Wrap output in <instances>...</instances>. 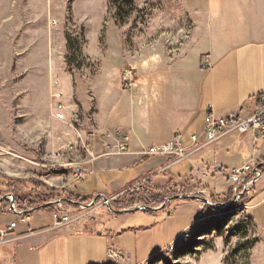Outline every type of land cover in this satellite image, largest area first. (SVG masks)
Segmentation results:
<instances>
[{
	"label": "crops",
	"instance_id": "0c3cea01",
	"mask_svg": "<svg viewBox=\"0 0 264 264\" xmlns=\"http://www.w3.org/2000/svg\"><path fill=\"white\" fill-rule=\"evenodd\" d=\"M179 1L183 7L179 28L190 21L193 33L173 53L155 47L149 51L133 50L130 46L126 50V62L133 71L131 88L125 79L126 84L123 82L124 73L128 71L124 72L127 64L123 60L118 29L109 25L102 33L101 28L99 36L104 38L99 37L96 48L100 50L104 45L105 55L103 57L102 52L88 54L101 65L91 96L89 100L84 99L83 111L92 115L89 145L91 150L101 153L107 143L104 134L122 130L129 137V151L93 162L86 158L75 168L79 179L76 189L80 195L112 199L149 179V186L154 189L209 194L215 204H227L236 198L242 183L241 178L229 179L227 175L247 165H264L261 143H256L252 134H231L180 163L173 157L142 156L150 147L166 144L174 138L190 148L191 136L203 131L209 107L216 116L247 118L261 106L264 27L256 25L252 18L253 1ZM112 39H115L113 43ZM124 45L127 48L130 44L125 41ZM87 47L90 49L89 44ZM110 75L114 81L105 84L103 79ZM54 107L51 106L49 115L58 122ZM66 112L69 115L70 110L67 108ZM32 121L30 139L36 133V119ZM1 139L0 170L19 179H27L35 173L36 156L23 152L19 142L14 141L9 122L4 128L0 125ZM237 158L244 162L240 168L236 167ZM217 187H220L219 193ZM205 206L209 205L195 200L178 205V210L184 209L188 215L200 213L182 229L201 223L205 215H209ZM245 209L264 245V182L255 186ZM175 211L171 210L170 216ZM30 215L29 225L19 224L9 236V239L23 238L0 246V264H130L127 260L130 255L115 246V239L107 234L105 225L87 233L74 232L77 228L79 232L80 226L50 231L47 229L52 226L51 214H44L49 221L43 216ZM9 217L10 220H5ZM13 221V215H0V230H6ZM28 233L33 235L28 236ZM109 250H115L120 261L111 259ZM158 252L145 254L138 263L148 261Z\"/></svg>",
	"mask_w": 264,
	"mask_h": 264
},
{
	"label": "rangeland",
	"instance_id": "374dc122",
	"mask_svg": "<svg viewBox=\"0 0 264 264\" xmlns=\"http://www.w3.org/2000/svg\"><path fill=\"white\" fill-rule=\"evenodd\" d=\"M252 1V18L256 25L264 27V0ZM182 10L179 0H0V125L4 128L5 123L9 122L11 130L14 131V141L19 142L24 149L23 152L27 154L30 152L36 156V171L27 179L53 189L79 194L76 189L79 180L76 169L86 158L88 162H93L85 147L88 146L96 155L106 151V148L101 153L91 150L89 130L92 115L83 111L84 99L89 100L93 83L101 69V65L92 60L93 55L88 57V54L96 55L102 52L101 55L103 57L105 55L104 45L100 50L96 48L101 28L103 27L102 33H105L109 25L117 27L125 62L126 50L130 46L133 50L143 48L149 51L155 47L159 51L165 49L166 52L170 50L169 52L173 53L183 46L189 39L188 35L191 36L193 33L190 21H186V24L184 22L181 30L179 28ZM100 38L103 40L104 37ZM114 41L115 39L111 40L112 43ZM125 41L130 44L127 48L124 45ZM88 44L90 49L87 47ZM129 70L127 64L124 72ZM117 75L115 73L116 77ZM52 79H59L65 90L64 93L61 88L62 103L64 102L70 110L66 123L53 121L49 115L51 106L58 103V99L51 95L54 91ZM103 80L105 84L114 81L111 75ZM35 119L36 133L30 139L29 134L33 132L31 123ZM199 135L202 136L203 131ZM253 140L261 143L260 147L264 151L263 143L256 141L254 136ZM57 152L61 153V158L57 160L51 158L50 154ZM236 161V167H242L244 162L239 158ZM261 165L263 164L247 165L252 167L251 171L238 177L234 175L236 170L232 175H227L231 176V179L241 178L242 183L239 185L237 195L241 194L244 187L250 186V191L264 182L259 172ZM256 168L257 173L254 172ZM256 178L258 180L255 185L251 186ZM149 181L147 179L140 183L148 185V191L150 189L162 191L151 188ZM131 188L115 198H106L108 204L104 198L92 196L94 200L83 206L88 207L93 203L87 211L91 212L90 219H96L92 222L83 220L80 226L84 231L81 232L80 229L78 232L77 228L74 232L97 231L105 225L107 234L115 239V246L130 255L127 257L130 264H137L142 256L157 250L159 252L151 259L138 264H264V245H261L263 240L246 215L245 208L251 200L247 204L231 207L244 195L228 207L218 206L225 205L222 202L215 204L214 197L209 194L196 195L209 200L210 204H207L209 206L204 207L209 209V215H205L201 223H196L192 228L188 226L184 230L182 228L189 225L191 219L200 213L188 215L186 210H178V205L184 203L181 200L172 201L163 210L149 211L152 213L139 210L122 215L115 214L114 211L145 207L141 202L146 199V193L132 191ZM19 190L22 193H32V186H25ZM187 191L167 193L172 195L180 193L176 196L190 195ZM216 191L219 193L220 187H217ZM60 201L62 209H72L73 212L81 213L77 211L80 205L73 206L63 203V200ZM231 202L232 200L227 204ZM55 206H51L54 207L53 210ZM171 210L176 211L170 216ZM96 211L97 216L94 214ZM52 212H48L51 217ZM46 213L39 211L32 215L35 218L43 216L45 221H49L47 219L49 217L44 215ZM5 220H10V217ZM51 227L47 230L55 231L51 230ZM193 229L198 233L194 236L197 242L179 249L174 254L165 253L170 244H180V240L176 238L187 231L189 234Z\"/></svg>",
	"mask_w": 264,
	"mask_h": 264
},
{
	"label": "built area",
	"instance_id": "2783aa9c",
	"mask_svg": "<svg viewBox=\"0 0 264 264\" xmlns=\"http://www.w3.org/2000/svg\"><path fill=\"white\" fill-rule=\"evenodd\" d=\"M124 78L128 87H132L133 82V71L129 70L124 74ZM59 79H55L53 81V94L52 96L58 99L57 105L54 107V116L56 120L60 122H66L67 108L62 103L63 91L62 86ZM58 92L56 93L55 91ZM231 133H237L239 135L252 134L256 141H261L264 145V93L261 95V106L256 109V111L247 118L236 117L234 115H226V116H216L212 112V108H208V115L205 121L203 135H193L191 136L192 146L191 148H185L181 143L179 138H174L170 142L160 145L153 146L149 148L147 151L143 152L142 155L147 157L152 156H168L175 158L176 161H183L191 157L196 152L200 151L203 148L221 140L226 135ZM104 138L106 139L108 146H106L105 153L101 155H96L94 152L88 149V146L85 147V151L87 152L91 161L98 160L102 157H114V156H122L128 153L129 151V137L122 130H117L115 133H106L104 134ZM51 158L57 160L61 158V153L57 152L54 154H50ZM49 155V157H50ZM79 165V164H78ZM251 166H246L242 170H236L235 176H241L244 173L251 171ZM149 189L148 185L144 184H136L131 188L132 191H142L147 192ZM106 204L109 201L105 200ZM213 205V203H212ZM93 206V203L85 207L80 205L78 208L81 213L73 212L74 210H64L62 209V204H58L55 206V210L52 212V227L51 230H58L62 227L68 226H80L83 220H87L92 222L90 219L91 212H88V208ZM59 207V208H58ZM85 210V211H84ZM77 214V215H75ZM12 215L14 216V221L7 227L6 230H0V246L5 245L7 243L20 241L23 237H15L14 239H9L11 233H13L17 226L25 225L28 226L31 222V218L29 213L18 211L16 208L13 209ZM81 227V226H80ZM81 231L82 228H80ZM189 234L187 232L181 234L177 240H180L179 245H175L174 243L170 244L166 249L165 253L167 255L176 253L181 248L189 247L193 244V242H197V239L194 236L197 234L196 231L191 230ZM194 231V232H193ZM33 235L32 233H28V236ZM108 254L114 260L120 259V256L115 250H109Z\"/></svg>",
	"mask_w": 264,
	"mask_h": 264
},
{
	"label": "trees",
	"instance_id": "16d2710c",
	"mask_svg": "<svg viewBox=\"0 0 264 264\" xmlns=\"http://www.w3.org/2000/svg\"><path fill=\"white\" fill-rule=\"evenodd\" d=\"M259 172L262 176H264V165L259 167ZM29 185L30 187L32 186V193H22L19 190V188H24ZM254 191L255 188L246 192L244 196L231 207L234 208L237 205L247 204L252 199ZM240 192L241 190L239 193ZM178 194L180 193L172 195L171 193L150 189L148 193L146 192V199H144L141 204L145 205V207H159L169 198L175 197ZM3 197L6 198L3 201H0V215H12V203L9 197L14 199V207L18 211L26 213L38 207L46 206L51 202H57L60 200H63V203L76 206L89 204L95 198L92 196L75 194L72 191L59 190L56 188L53 189L45 184L35 182L34 180L10 178L6 174L0 172V199ZM181 201L184 203L194 202L193 199H184ZM53 208L54 207H47L41 211L52 212ZM145 213L152 212L145 211Z\"/></svg>",
	"mask_w": 264,
	"mask_h": 264
},
{
	"label": "water",
	"instance_id": "95a60500",
	"mask_svg": "<svg viewBox=\"0 0 264 264\" xmlns=\"http://www.w3.org/2000/svg\"><path fill=\"white\" fill-rule=\"evenodd\" d=\"M78 169V168H77ZM255 173L258 172V168H256L254 170ZM229 179H231V176H228ZM258 179H254L251 186H254L255 185V182L257 181ZM250 189V186H247V187H244L243 191L241 192V194L237 195V197L229 204H225V205H218V206H223V207H228L229 205L233 204L234 201L238 200V198H241V196H243L247 191H249ZM6 197H3L0 199V201H3ZM9 199L11 200V203H12V211L13 209H15L14 207V199L12 197H9ZM184 199H194L196 201H200V202H203L204 204H210L209 200L207 199H203V198H200L196 195H180V196H176V197H173V198H170L168 199L165 203H163L162 206L160 207H157V208H147V207H138V208H135L134 210H122V211H114L115 214H118V215H122V214H127V213H132L134 211H139V210H147V211H156V210H162V209H165L169 203H171L172 201H175V200H184ZM104 200H106V198H104ZM62 201H59V202H52L46 206H42V207H39V208H36L30 212H28L29 214H33V213H36V212H39L47 207H51V206H54V205H58V204H61ZM109 208H111V206H109Z\"/></svg>",
	"mask_w": 264,
	"mask_h": 264
},
{
	"label": "bare ground",
	"instance_id": "6f19581e",
	"mask_svg": "<svg viewBox=\"0 0 264 264\" xmlns=\"http://www.w3.org/2000/svg\"><path fill=\"white\" fill-rule=\"evenodd\" d=\"M114 260V259H113ZM116 262H118L117 260H115Z\"/></svg>",
	"mask_w": 264,
	"mask_h": 264
}]
</instances>
